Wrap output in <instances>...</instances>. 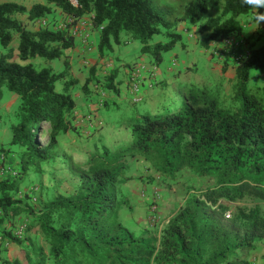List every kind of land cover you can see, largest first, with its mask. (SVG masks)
I'll list each match as a JSON object with an SVG mask.
<instances>
[{
    "label": "trees",
    "instance_id": "1",
    "mask_svg": "<svg viewBox=\"0 0 264 264\" xmlns=\"http://www.w3.org/2000/svg\"><path fill=\"white\" fill-rule=\"evenodd\" d=\"M220 4L219 15L199 24ZM54 9L65 20L56 28L46 23L28 29L16 16L25 14L35 21ZM253 10L242 0H77L75 6L67 0H44L29 8L1 1L0 45L6 51L0 57V98L3 89L19 96L9 144L21 148V157L20 166H11L19 169V176L0 180V252L11 244L29 241L33 245L29 235L34 234L41 237L48 252L34 249V259L26 256L27 264H251L252 252L264 240V215L256 205L234 204L244 199L264 201V86L261 91L248 87L252 70L264 74V39L258 45L260 37H242L240 20ZM256 11L264 13V8ZM85 15H90L99 33L100 56L111 51L123 33L140 42L141 53L152 65H158L162 53L180 39L173 29L181 22L208 33L204 44L229 37L242 39L247 56L236 63L230 54L224 55L225 61L235 63L237 105L233 109L224 106L206 86L176 82L169 97L162 96L156 106L131 109L122 121L123 131L119 129L129 133L126 145L93 147L76 164L82 169L73 193L54 194L36 207L22 196V204L20 172L54 160L61 135L83 133L76 132L73 123L75 103L66 77L69 51L74 48L72 27ZM14 32L16 47L11 46ZM162 33L169 40L153 43V36ZM36 59L62 60L63 69L35 65ZM150 71L146 66L142 74ZM114 76H109L108 88L114 87ZM60 81L64 86L58 90ZM159 85L161 91L169 86L165 80ZM0 149L7 157L6 149ZM136 154L162 176L173 178L185 170L198 178L187 186L192 194L168 217L158 246L146 232L125 226L120 217V208L130 205L119 199L117 186L126 181L128 157ZM69 161L70 157L68 165ZM23 213L17 223L12 221ZM24 221V235L17 237V224Z\"/></svg>",
    "mask_w": 264,
    "mask_h": 264
},
{
    "label": "rangeland",
    "instance_id": "2",
    "mask_svg": "<svg viewBox=\"0 0 264 264\" xmlns=\"http://www.w3.org/2000/svg\"><path fill=\"white\" fill-rule=\"evenodd\" d=\"M1 1H15L24 5L26 8H29L34 3L40 2L39 0H0V2ZM220 11V7H216L210 11V15L217 16L220 14ZM253 13L254 10L240 17L241 23L244 25L243 29L245 30L243 36H258L260 37L258 45H261L264 39V21H262L260 25H257L252 19ZM16 16L28 29H37V27H40V22L43 20L50 28L60 27L65 21L59 9H54L53 12L44 19H38L34 22L28 20L25 14H18ZM175 30L176 28L173 29V31ZM13 34L14 40L11 46L16 47L18 37L15 32ZM161 37L164 38L162 42L169 40L164 33L154 35L153 39L157 40ZM202 38L200 42L193 44L188 42L187 37L182 36L170 50L162 53L163 61L167 57L177 53L182 43L186 44L185 47L188 48H183V52L176 55L178 65L175 68L170 71H167L168 69L163 70L157 81L149 83V86L144 90L145 103L143 104V101L132 103L130 100H126L125 102L111 100L112 103L110 105L107 104L108 101L111 102L108 97L120 96L119 89L117 88V79L115 78H117L120 72L121 65L116 66L115 63L123 61L126 52V44L122 42L120 45H117L116 53L119 54V58L115 59L114 64L111 63L110 60H107L104 63H99L97 61L95 63L83 65L79 63V61L74 62L72 58L73 49L70 50L68 57L69 71L66 77L68 79L69 92H73V89H77L86 91L85 93L96 94L94 97L95 101L97 100L98 103L100 99L103 103V107H100V110H104L105 112V117H102L104 123L102 120H98L95 127H99L94 130V118H91V121L87 120L86 127H88L91 132L94 130L92 133H87V129L84 128L80 130L83 132H80L82 135L74 134V137L71 139L72 141L74 140V143H71L74 147L66 153L70 156L69 165L67 162L69 158L59 160L57 156L54 160L43 162L39 166H36V168L32 167L28 171L20 172L21 176L17 179L18 186L25 198H27L28 203L36 207L40 204L41 200L47 199L50 195H53V191H57L58 189L73 193L78 186V174L82 169L76 164L82 162L84 158L93 151L94 148L92 144L98 140V138L105 143L112 140L113 134L120 131L119 129L123 131L122 121L127 119L131 114V109L137 108L142 111L147 106H156L159 104V100H161L162 96L166 98L169 97L171 88L176 87V82L184 81L187 84L206 86L219 96L224 106L232 109L235 108L237 102L233 94L235 82L233 71L226 67V57L220 53V46L214 44L215 40L204 44L206 37ZM90 40L91 39L88 38L87 42L83 41L89 46L92 44ZM135 42L141 45L138 40H135ZM128 48L129 55L126 59H130V61L127 62V65L130 67V65L139 60L137 57L140 53V48L138 50H133L131 46ZM5 51L6 49H3L0 45V57ZM162 61L160 63H162ZM41 63H43L42 65H50L53 67L54 71L63 69L62 60H34L35 65H41ZM160 63L158 65H160ZM139 64L148 65V62L141 60ZM125 67L127 66L125 65ZM253 71L256 74L252 73L250 76L248 87H257L258 90L261 91L264 86V74L259 70ZM111 74H115L113 77L114 79L111 81L114 87L108 88L107 81ZM73 75H75L76 80L72 78ZM143 80L144 79H142V82ZM161 80H165L169 84V86L163 89L164 91L160 89L159 82ZM63 86L64 81L56 83V88L58 90H61ZM5 92L6 94H11L9 91ZM100 128H104V130L97 135V139L90 140L89 137L93 136ZM83 134L86 135L84 136ZM42 142L44 143V140H42ZM128 161L130 164L127 170L128 172H126L128 174L126 183L117 186L119 199H123L126 204L130 205V207L122 206L120 208L121 220L125 226L137 233L146 232V236L155 239V244L158 246L161 230L166 224L168 217L176 213L184 203V199L192 194V191H188L187 186L194 184L198 178L185 170L177 173L173 178L160 177L162 175L156 172L153 165L149 161H146L140 154H136L134 157H128ZM31 188L32 192L30 190ZM155 195L159 196L157 197V203L153 202ZM151 202L156 206V222H153L149 212L152 205ZM234 205H256L264 215V201L262 200L244 199L236 202ZM231 209L233 210V208ZM29 236H31L30 238L33 245H31L29 241L28 243L24 242V247L26 246L25 248L27 249L22 248L15 251V255L9 260L0 258V264H27L26 256L29 254L31 256L30 258L34 259V249L38 247L44 250L47 249V245L43 242L41 237L38 235L35 236L34 234H30ZM25 252H27V254Z\"/></svg>",
    "mask_w": 264,
    "mask_h": 264
},
{
    "label": "crops",
    "instance_id": "3",
    "mask_svg": "<svg viewBox=\"0 0 264 264\" xmlns=\"http://www.w3.org/2000/svg\"><path fill=\"white\" fill-rule=\"evenodd\" d=\"M40 2H43L39 0ZM222 4L219 5L220 10H221ZM213 9L209 10V12L201 19L199 24H203L208 18L213 17L210 15V11ZM256 11V10H254ZM34 22V21H32ZM197 27L198 25H191L188 22H181L178 24L176 27V32L182 36L188 38V42L195 44L196 42H200L202 40V37H206L208 33H199L197 32ZM244 25L242 24V28ZM72 33L74 36V48H73V54L72 58L74 59V62L79 61L81 64H88V63H104L107 60H110L111 63H115V59L119 58V54L116 53L117 50V45H120L122 42L126 44V52L123 61H120L119 63H115L116 66H120V72L118 73L117 78V88L119 89V95L120 96H113L108 97L111 100L117 101H122L125 102L128 100L127 96V80L129 77V71L130 69L136 65L139 64V61L145 60L148 62V66L151 67L152 74L154 76L153 81H157L159 75L163 72V70L168 69L167 71H170L171 69L175 68L178 65V60L176 58V55L181 54L183 52V48L185 47L186 44L182 43L180 46V49L177 53H174L172 56L167 57L160 63V65H152L150 58L146 54H142L141 51L137 57L139 59L137 62L133 63L132 65H127V62L130 61L128 58V51H129V46L133 47V50H138L141 48V45L135 42V40L129 39L126 35H123L121 33L120 35V41L119 43H113L112 45V50L107 51L104 53V55L100 56L98 53L97 45H98V40H99V33L96 31L91 24V17L90 15H85L83 16L77 23L72 27ZM244 29L242 31V36L244 35ZM90 38L92 44L87 46L85 42L83 41L84 37ZM164 41V38L161 37L160 39H152L153 43L156 42H162ZM212 41V40H211ZM210 41V42H211ZM138 44V45H137ZM188 49V48H187ZM112 55V56H111ZM132 61V60H131ZM125 65L127 67H125ZM225 65L229 70L233 71V76L235 77V63L232 62V60L228 59L225 62ZM254 74L255 72L252 70L250 72V76ZM258 73V72H257ZM256 74V73H255ZM71 76V75H70ZM143 80V88L146 90V88L149 86L150 81H148V74L143 73L142 75ZM73 79H75V75L72 76ZM76 80V79H75ZM152 81V82H153ZM88 87V85H87ZM79 89V88H78ZM5 91H8L6 89H3L2 96L0 98V147L6 149L7 152V157H6V162L13 167L20 166L19 160L21 157V148H19L16 145H10V139H11V131H10V126L14 122H16V117H15V112L17 109V106L19 104V96L15 93L10 92L11 94H6ZM86 91H81L77 89H73V92L70 91L72 98L74 100L75 106L73 109V115L75 116V119L73 123L76 125L77 131H80L84 128H87V120L90 118H94V120H102V117H105V112L104 110H100V107H103L102 100H97L95 101L94 97L96 94H91V93H85ZM111 102H107L108 105H110ZM107 108V105H106ZM104 123V121L102 120ZM90 123V122H89ZM104 128H100L99 131L95 132L93 136H90L89 139H95L97 135H99ZM81 132V131H80ZM75 132H68L64 135H61L58 140V147H57V158L59 160H65L64 158H69L70 156L67 155L66 153L73 148L74 140L72 141L71 139L74 137ZM97 139V138H96ZM129 139V133H124L121 131H117L115 134H113L112 140L109 142H102L99 138L96 140L92 146H100V145H107L112 148H116L119 146H124L128 143ZM64 154V155H62ZM129 166V161L127 162ZM128 172V171H127ZM128 174H125V177H127ZM160 177H165V176H160ZM126 183V181H125ZM123 183V184H125ZM56 190V189H54ZM61 193V194H71L70 192H66L65 190H60L58 189L57 191H53V195ZM19 196H23L22 191L19 188ZM52 195H50L48 198H50ZM21 198L22 204H25V199ZM145 201V199H144ZM26 215L25 213L17 215L12 218V221L14 223H17L19 219L24 217ZM23 243L22 245H16V244H11L9 247L5 250L0 252V258H4L6 260L11 259L15 255V251L22 249L24 247ZM45 252H48V247L47 249L44 250ZM251 264H264V240L259 242L256 245L255 250L252 252L250 256Z\"/></svg>",
    "mask_w": 264,
    "mask_h": 264
},
{
    "label": "built area",
    "instance_id": "4",
    "mask_svg": "<svg viewBox=\"0 0 264 264\" xmlns=\"http://www.w3.org/2000/svg\"><path fill=\"white\" fill-rule=\"evenodd\" d=\"M67 1L71 5L74 6L77 5V0H67ZM40 24L44 26L46 25V22L43 20L40 22ZM83 40L87 42L88 38L85 36ZM214 44L220 46V53L223 56L230 54L236 63H238L243 57L247 56L249 53L248 49L245 47L244 41L239 38L229 37L218 41L216 40ZM145 69L146 66L144 64H136L129 71V77L126 82L127 96H128V100H130L132 103H137L144 100V88H143L141 75H142V71L143 70L145 71ZM148 79L149 81L153 79V74L151 71L148 74ZM95 125L96 124H93L94 127ZM87 131H88L87 133L93 132V131L92 132L89 131V129ZM18 176H19V169L12 168L6 162L5 152L0 149V180L5 178H16ZM30 190L32 192V188ZM154 202H157V195H155ZM149 212L153 222H156L157 219L156 206L154 204L151 205ZM25 229H26V221L17 224L14 234L17 237H22L24 235ZM1 239L2 238L0 237V240Z\"/></svg>",
    "mask_w": 264,
    "mask_h": 264
},
{
    "label": "clouds",
    "instance_id": "5",
    "mask_svg": "<svg viewBox=\"0 0 264 264\" xmlns=\"http://www.w3.org/2000/svg\"><path fill=\"white\" fill-rule=\"evenodd\" d=\"M242 3L246 6H249L251 7L252 9L254 10H258L260 8H264V0H242ZM252 19L254 20V22L257 24V25H260V23L262 21H264V13H261L259 11H254L253 13V17ZM147 66V65H145ZM150 67V66H148ZM152 72V71H151ZM154 78V76H153ZM149 81V79H148ZM153 79L150 80V82L152 83ZM88 121H91V119L89 118ZM98 121V120H97ZM97 121L94 120V124H97ZM92 124V123H91ZM88 130V127L86 128ZM86 130V131H87Z\"/></svg>",
    "mask_w": 264,
    "mask_h": 264
}]
</instances>
